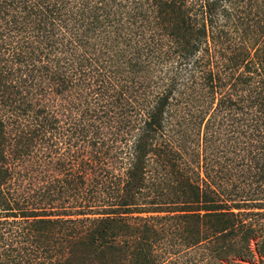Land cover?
Segmentation results:
<instances>
[{"label":"trees","instance_id":"trees-1","mask_svg":"<svg viewBox=\"0 0 264 264\" xmlns=\"http://www.w3.org/2000/svg\"><path fill=\"white\" fill-rule=\"evenodd\" d=\"M183 249L264 255V0H0V264Z\"/></svg>","mask_w":264,"mask_h":264},{"label":"rangeland","instance_id":"rangeland-1","mask_svg":"<svg viewBox=\"0 0 264 264\" xmlns=\"http://www.w3.org/2000/svg\"><path fill=\"white\" fill-rule=\"evenodd\" d=\"M58 100H59V103L63 102L60 99H58ZM194 137H195L194 138V146H195L197 152L200 153V161H201V159H202V152H201L202 147H201V145H199L200 135H198V131H196V130L194 133ZM200 166H202V163H200ZM198 171L202 175L203 169L200 168V169H198ZM56 175H57V173H53V176H56ZM35 184H36L35 185L36 188H38L39 186L42 185V183H40V181H36ZM26 186H27V183H26ZM160 251L163 252V250H160ZM181 251H179V253H174L173 255H171V260H169L163 264H211L206 260H200L198 257V252L196 249L187 250V251L185 249H183ZM173 257H175V258H173ZM222 264H226V262H223ZM241 264H264V255H262L261 257L255 255L249 262H241Z\"/></svg>","mask_w":264,"mask_h":264}]
</instances>
